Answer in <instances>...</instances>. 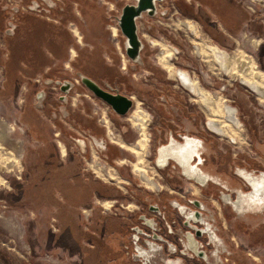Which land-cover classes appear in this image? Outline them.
<instances>
[{"label": "rangeland", "instance_id": "obj_1", "mask_svg": "<svg viewBox=\"0 0 264 264\" xmlns=\"http://www.w3.org/2000/svg\"><path fill=\"white\" fill-rule=\"evenodd\" d=\"M170 1L166 0L167 3ZM214 1L218 6L227 8L231 16L237 15L240 21L243 19L236 34L217 33L231 47L222 46L233 55L232 66L237 64V57L243 60L245 56H250L252 62L264 71V0ZM57 2L65 5L58 6ZM89 2L0 0V253L12 264H80L82 258L84 261L81 264H96L99 257L96 252L101 251L99 243L110 240L109 236H113L116 231V236L124 237L128 233L126 227L130 223V215L142 211V202L147 201L146 197L149 202L162 195L165 204L172 200L184 202L194 196L205 200L206 196L198 193L200 188L183 173L175 160L158 164V148L167 144L168 129L178 141L181 140L180 133L189 136L186 140L189 139L191 144L199 145L197 139H200V154L203 158L200 167L209 171V164L217 166L218 162L223 168L212 170L218 182L221 176L225 178V171L233 175L237 166L264 169V107L259 105L256 96L236 82L227 81V78L218 74L214 65L193 54L194 37L175 20L176 17L191 19L181 16L173 6L164 3L158 4L155 15L147 19L148 23L138 18L137 33L142 48L140 62L135 63L125 54V37L118 26L123 6L133 4L134 0ZM46 5L52 6L50 10H68L69 40L75 44L70 49L73 56L69 52L65 54V50L67 58L64 65L58 63L54 68L50 66V61H46L48 50L43 49L46 48L45 37L34 32V26L47 27L45 22L56 20L45 12ZM80 6H83L81 11ZM205 17L208 20L218 18L211 11L204 12ZM75 21L79 24L73 23ZM197 22L202 39L213 41L204 28L206 26ZM17 26H30L28 31L31 30L32 34L25 37L32 39L33 43L22 44L17 41L14 45L10 33ZM3 29L8 32H3ZM244 32L248 37L253 35L258 39L256 51H253L250 42L246 47L241 45ZM153 38L161 39L159 41L166 51L170 50L169 46L176 47L179 55L174 57L175 65L202 76L203 85L213 90L225 85L224 95L228 96L225 98L238 108L239 117L245 125L248 145L232 147L202 128L203 107L199 101L191 106V98L172 85L168 68L157 63L159 46L148 44V40ZM21 50L25 52L23 55ZM37 50L43 53L42 59L45 61L42 65L37 68L34 63L32 68L21 66L22 60ZM61 50L64 52L63 47ZM105 58L113 61L110 68L123 77L119 79L120 83L118 81L108 87L130 96L135 101L134 106L142 104L155 115L151 125V152L144 160L140 153L131 149L137 140L138 131L128 117L119 116L85 86V89L81 87L83 85L78 73L99 70L98 65L104 64ZM103 71L105 69L102 68L100 74ZM69 76L81 88L74 87L69 100L57 102L55 99L61 93L57 85L61 84L56 81L62 83L65 81L62 79H69ZM47 92L49 98L39 100L38 96L43 98ZM163 94L171 104L159 103V97ZM66 112L68 114L64 117L62 114ZM102 117L105 118L106 126H111L118 137L121 136L117 143H110L105 126L98 124ZM95 139L103 140L107 148L96 145ZM109 146L113 147V153H110ZM196 151L199 153V149ZM11 159L14 163L8 167ZM94 161L108 167L113 179L105 178L101 171L99 174L96 166H93ZM139 164H143L140 169L144 170L145 176L153 179L155 188H147L142 183L134 171L139 169ZM79 175L80 206L76 205L77 202L67 203L73 194H68L71 192L70 186L79 185L76 182ZM207 176V180L212 179L210 175ZM159 187L161 190L157 191ZM207 187L212 189L213 185L208 183ZM207 187L202 185L201 188L206 190ZM111 202H114V208ZM215 203L220 209V204ZM167 211L169 215L175 213L169 206ZM121 215L124 218H120ZM113 219L116 220L115 226L110 232L106 224L108 226ZM84 227L90 233L87 236L82 231ZM231 242L239 243L236 239ZM260 243L259 240L244 242L245 250L250 254L245 256L250 264L258 260L264 262V245ZM118 247L125 257L129 255L128 249L125 250L121 245ZM134 261L129 259L128 263L141 264L140 261Z\"/></svg>", "mask_w": 264, "mask_h": 264}, {"label": "flooded vegetation", "instance_id": "obj_2", "mask_svg": "<svg viewBox=\"0 0 264 264\" xmlns=\"http://www.w3.org/2000/svg\"><path fill=\"white\" fill-rule=\"evenodd\" d=\"M164 1L166 0L155 1V7L158 4L161 5L160 3ZM135 3L136 0L133 4ZM49 7H46V13H50ZM165 8L167 9V7ZM60 10L63 11L64 9ZM4 32L7 33L8 30L5 29ZM12 38L13 36H11ZM253 38L254 43H251V47L255 50L258 46V39ZM217 50H219L218 47ZM33 52L30 53L31 56H29L28 61L34 63V66H41L45 61L42 59L43 53L40 50ZM24 53V50H21V54ZM70 56H73L72 51ZM122 67H125L124 63ZM224 71L228 73V71ZM257 72L264 73L259 70ZM119 79H123L122 75L114 73L112 76L107 74L104 78H94V81L102 89L112 91L108 85L114 86ZM64 80H71L73 83L70 85L69 92L65 95L66 100L70 99V93L74 87H82L83 89L86 87L84 84H82L83 86L78 84L71 76H69V79H62V81ZM57 86L61 91V85ZM197 92L199 93V89H197ZM258 94V98L264 100V95ZM62 96H64V93L61 91L55 100L58 102L59 97ZM45 98H49V92H47V95L45 94ZM159 101L169 104L164 94L159 97ZM203 101L209 108L211 99L208 97L204 98ZM78 120H80L79 117ZM89 123L90 121L87 124ZM216 130L222 132L219 128ZM103 134L105 135L104 131ZM183 134L180 133L181 138L185 136ZM171 137L174 138L173 134H171ZM169 138L170 136L167 139ZM78 140L83 145V142L80 139ZM95 142L96 145L99 144L96 139ZM187 144H191L190 140L179 145L172 142L169 146L163 147L181 150ZM105 148H107V145H105ZM111 148L113 147H108L110 153H113ZM61 151H63L62 148ZM185 157L188 158V154ZM190 157L191 160L188 165L183 162L178 164L184 172L196 178L198 182L189 177L193 180L195 186L197 185L200 188L198 193L206 196L205 200L194 196L187 198L184 202L172 200L165 204L162 195L149 202L146 197L147 201L142 202V211L130 215V223L126 227L128 233L124 237L114 234L109 236L110 240L99 243L101 251L97 250L96 252L99 253L96 264H130L128 263L129 259L135 260L136 263L140 261L141 264H250L245 256V254H250L246 252L244 242L259 240L264 245V169L260 167L249 169L246 166L236 165L233 175L225 171V178L221 176L220 182H218V179H215L212 175V170L215 171L221 168L218 162H216L217 166L210 163L209 171H207L202 170L200 167L201 164L203 165L202 157H197V163L193 160L195 155L191 154ZM166 162L162 161L159 164L162 165ZM143 171L138 174L142 183L147 188H155L156 185H154L153 179L145 176ZM186 173L185 175L188 176ZM207 175H210L212 179L207 180ZM208 183L213 185L212 189H208ZM202 185H206V190L201 188ZM156 190L160 191L161 187ZM215 201L220 204V209ZM168 206L174 209V214L169 215ZM85 213L88 214V212ZM102 227L103 229L106 228ZM235 239L238 240V244L231 242ZM118 245L123 246L125 250L128 249L129 255L125 257L122 251V253L119 252L121 249ZM83 261L84 258H82V261L80 260V264ZM0 264L12 263H9L0 253ZM254 264H258V261Z\"/></svg>", "mask_w": 264, "mask_h": 264}, {"label": "bare ground", "instance_id": "obj_3", "mask_svg": "<svg viewBox=\"0 0 264 264\" xmlns=\"http://www.w3.org/2000/svg\"><path fill=\"white\" fill-rule=\"evenodd\" d=\"M175 20L177 21L178 25L186 28L189 31V34H191L194 37L195 42L192 43L193 44L192 50H193V54L195 56H197L202 61L204 60V61L209 62L210 65L211 64L214 65L216 67V69H218V71H220L224 75H229V76H233V77L237 76L239 79L242 80L243 85H241V86L244 87L245 89L252 88L253 92L256 94L255 96L259 100V104L264 106V100H262L261 98H258V95H259L258 93L264 95V75L263 76L261 75L264 73L257 72L258 70L259 71H263V70L259 69V67L256 63L253 64L252 58L250 56H245V59H243L241 57L243 60H241L240 58H238L236 56L237 57V59H236L237 64L235 63L234 66H232L233 63H232L231 59L233 58V55L231 54V52H229L226 48L218 45L214 41H207V40L202 39V36L199 34L200 32L198 31L197 25L194 21H191L188 19H181L180 17H176ZM253 37L254 36L248 37L246 34L242 35L241 45L243 47H246L247 42H250L253 44L254 43ZM153 45H157L161 49L156 56L157 63L159 65H161L162 67H165V68L167 67L168 68L167 70L170 71V75L173 76L175 71H176V68H177V67H174V64L172 63V61L174 60L173 48H175V47L171 46L172 49H170L168 47L170 50L166 51V49L163 47L164 45L162 44V42L158 43V41H153ZM217 47L220 51L217 50ZM171 57H172V59H171ZM221 68H223V69L225 68L224 70L228 71V73L225 72ZM178 74L181 76L183 84H185L188 89H191L195 93V95H193L192 97L199 100V103L205 105L203 99L208 98V97L211 99V102L209 104L210 107L208 108V106H206V105L204 107L205 112L207 113V116L209 117L210 122H214L216 117H220L221 115L223 116L224 111H226L225 108L228 107V105H229L228 102H226L224 100L215 101V100H213V98L211 96L205 94L203 89L200 87V85L198 83H193L190 81L189 74L186 70L180 69L178 71ZM188 89H187V91H188ZM197 89H199L200 94L197 92ZM254 93H252V94H254ZM132 106H133V98H132ZM139 106L140 105H136L135 110L132 112V116H131V122L136 126V128L138 130L137 140L135 141V144L131 145V149L134 152L140 153L141 157L144 160V158L146 156H148V154L150 153V151L148 149L149 146L147 144V138L145 137V134L147 131V129H146L147 123L146 122L149 120L150 115L146 114V112L144 110L139 109ZM131 108L129 109V111L131 110ZM150 112H149V114H151V113L153 114V112H151V113ZM153 123H154V121H153ZM101 124L103 126H105V128H106V134L108 136V141L110 143H117L121 136L118 137V134L113 130V128L111 126H106V122H105L104 117H102V123ZM216 129H218V128H216ZM139 133L144 137L141 138L139 136ZM218 133H221V132H218ZM232 136L237 137L240 140H244V137H242L239 132L234 131V134H232ZM186 137H189V136L185 135L184 138L181 139L180 141H176L175 139L173 140V138L171 137L172 138L171 142H174V144H181L185 141H189V139L186 140ZM197 140L199 143H201L199 138ZM97 141L99 143L98 146L100 145V147H105L103 141H101V140H97ZM169 145H166V146H169ZM197 149H200V144L198 145L197 143H192L190 145L187 144L181 150H178V149L173 150L172 148L170 149V147L166 148V147L160 146L158 149L159 155L157 156L158 157L157 162L159 164L162 161H167V160H170L172 158L173 160H175L179 164L183 162L185 165L186 164L188 165V163L191 160L190 155L191 154L195 155V151ZM199 153H200V151H199ZM199 153H198V151H196L197 156L195 155V157H193V160L197 161V157H199V156L201 157V154H199ZM187 154L189 156L188 157L189 159L185 157ZM11 160L12 161H9V163H11V164L8 167H10L14 163V160L13 159H11ZM178 161H180V162H178ZM142 165L141 164L137 165V167L139 169L136 168L134 170L137 174L141 173L142 170L140 169V167H142ZM159 165H161V164H159ZM93 166H96L98 173L101 171L105 178H108L111 180L113 179L111 170L108 167H106L105 165H103L102 163H98L97 161H94ZM99 174H101V173H99ZM186 174L191 176L189 173H186ZM194 179L196 180V178H194ZM113 203L114 202H111L110 204L112 205Z\"/></svg>", "mask_w": 264, "mask_h": 264}, {"label": "crops", "instance_id": "obj_4", "mask_svg": "<svg viewBox=\"0 0 264 264\" xmlns=\"http://www.w3.org/2000/svg\"><path fill=\"white\" fill-rule=\"evenodd\" d=\"M87 1L89 2L90 0H80V2L82 4H84ZM57 3H58L57 4L58 6L59 5L60 6H64L65 5V4H62V2H57ZM162 3H164L165 5L169 4L170 6H173L174 8L176 7L177 8V12L183 17L189 18L192 21H195L196 23H198L197 22V20H198L201 24L206 26L204 28L208 32L209 37L214 42H216L220 46H225L228 49L231 48V47H229L227 43H224L225 41H222L217 36V33L232 36L233 34H236L238 32V30L240 28V24H241V22L243 20L242 19L240 21V19L237 18V15H236V17L231 16L228 13V11L226 10L227 8L225 9V7L222 8L221 6H218L215 3L214 0H211V1H207V0H172V2L170 1L169 3H167L166 1H164ZM82 8H83V6H80V11L82 10ZM61 9H63V8H61ZM210 11L213 12L215 16L217 15L218 18L217 19H212L211 18L210 20L206 19V17L204 18V12L209 13ZM48 14L50 16L56 18V20L53 19L55 21L45 22L47 27L39 28L37 25H36V27L34 26V32H35V34H38L40 36L43 35L45 37L46 48H43V49H47L48 50L47 56L45 54V57L47 59L46 61H50L51 62L50 66H52V68H54L55 66L58 65V63H61L62 65H64L63 62L67 58L64 55L65 50H66L65 54H68V52L70 53L71 46L73 48V41L69 40V34H68L69 33L68 32L69 27L67 25L68 24V19H69V18L67 19L68 10L67 9H64L63 11H61V10L60 11L59 10L58 11L57 10H50V13H48ZM74 14H75V17H76V20H77L78 18L76 16V13H74ZM147 15H148L147 13H142V15L140 17H138V18H140V20L142 19L144 23H148L149 17H152V16H150V15L147 16ZM138 18H136L137 27H138V20H137ZM40 21H42V20H40ZM73 23H75L76 25L79 24L77 21H75ZM243 25H244V23H243ZM29 27L17 26L10 33V35L13 36V38L11 40L14 42V45L16 44L17 41H19L22 44H24V42L25 43H29V42L33 43L32 39L25 37V35L32 34L31 30L28 31ZM3 32H4V29H3ZM243 34H247V33L244 32ZM70 43H72V45H70ZM62 47L64 48V52H62V50H61ZM253 51H256V49L253 50ZM59 52L61 53V55H60ZM10 56H11V53L8 54L7 59ZM49 56L51 57L50 59L48 58ZM29 58L30 57L25 59L26 61L22 60L21 66L27 67V68H32L33 64L31 63V61H28ZM67 61H69V60L67 59ZM97 62H99V60H97ZM103 62H104V64L102 63V65L99 63V65H98L99 66V68H98L99 70H91L89 72L84 71V72H80V74L86 75V76H88V77H90L91 79L94 80V78H97V79L104 78L105 76H107V74H111V76H112L114 73H117L116 70L113 71L110 68V65H113L112 64L113 63L112 60H108V59L105 58V60ZM120 67L121 66H119V68ZM36 68H37V66H36ZM102 68L105 69V71L102 72L103 74H100V70ZM39 97H40L39 100L44 99L45 98V94H44L43 98H42V96H39ZM59 100H61L60 97H59ZM159 103L160 104H164V103H161V102H159ZM169 104H171V103H169ZM50 113L53 116V112L50 111ZM67 114L68 113L66 112V113H63L62 115L65 117ZM71 114H73L72 111H71ZM79 116H80V113H78L77 117H79ZM93 123H94V121L92 122V124ZM155 128H157V127H155ZM167 134H168V136L173 134L171 129H168V133ZM76 182L79 185H77L75 187L74 184H73L72 186H70V189H71L70 191L71 192H68V194L69 193H73L72 195H70L71 198H69V196L67 194V197L69 199H72V200L76 199V201H69V199H67V203L70 204L72 202L71 204H73V202H77L76 205L80 206V175H79L78 178H76ZM260 209H262V208H260ZM119 217L120 218H124L123 215H121ZM111 221L108 224V226L106 224V227H107V229L110 230V232H113V226H115L114 221H116V220L113 219ZM81 229H83V228H81ZM84 229L82 230V231L85 232L84 234L86 236L89 235L90 233L88 232L87 227H84ZM117 232L118 231H116L114 233L116 234ZM70 237L73 239V237L71 235H70ZM258 261H261V260H258ZM263 263L264 262H262V261L258 262V264H263Z\"/></svg>", "mask_w": 264, "mask_h": 264}, {"label": "built area", "instance_id": "obj_5", "mask_svg": "<svg viewBox=\"0 0 264 264\" xmlns=\"http://www.w3.org/2000/svg\"><path fill=\"white\" fill-rule=\"evenodd\" d=\"M159 40H161V39H158V40H156L154 38L151 40L149 39L148 44L150 46L157 47V45H153V41H158V43H160L161 41H159ZM169 47H170V49H172L171 46H169ZM192 47H193V44H192ZM160 50L161 49L159 47V51ZM173 50H174V54H173L174 57L176 55H179V50L176 47L173 48ZM171 59H172V57H171ZM172 63L174 64V67H177L174 75L173 76L171 75L172 76V79H171L172 85L175 88H177L178 90H180V92H184L185 94H187V96H189L191 98V101H190L191 106L196 105L197 101H199V100L192 97L193 95H195V93L191 89H188L185 84H183L181 76L178 74V71L180 69L186 70L189 74L190 81L193 83H198L200 85V87L203 89L204 93L211 96L213 98V100H215V101L224 100V101L229 103L228 107L225 108V110L227 112L224 111L223 116L221 115L220 117H216L214 122H210L209 117L207 116V113L205 112V108H204L205 105L198 102L203 107V110H204V111H202L203 115H204V118L201 121L202 122V128L208 134L215 136L221 140L226 141V143L232 147L237 148V146H239V145H248L249 142H248L246 132H245V125H244V122H242L240 117H239L238 108L233 104V102L231 103L225 98L227 96V94L224 95L225 85H222L219 89H216V90L210 89L207 85H203V82L201 79L202 76H200L199 74H197L195 72H192L191 70H189L187 68L175 65L176 63H174V60L172 61ZM216 70L218 71V69H216ZM218 74L220 76L227 78V81H228V79H230V81H232L233 83L236 82L240 86L243 85L242 80L239 79L237 76L233 77V76H229V75H224L220 71H218ZM187 89H188V91H187ZM248 89H246L248 93H250L251 95H254V96L256 95L253 92L252 88H250L249 90ZM252 93H254V94H252ZM227 98H228V96H227ZM134 103H135V101L133 100V106H134ZM259 105L261 107H264L261 104H259ZM133 106H132L131 110L125 115V117H128V119L130 120L131 125L133 124L131 122L132 112L134 111V109L136 107V106H134V107ZM139 109L144 110L146 112V114L150 115L149 120L146 122L147 123V126H146L147 131H146L145 137L147 138V144L149 146L148 149L151 152L150 149H151V145L153 142L151 125L153 124V121L155 120V115L152 114L150 112V110L147 107L143 106L142 104H140ZM149 112L151 114H149ZM99 122L102 123V118L101 119L99 118ZM133 126L137 130V128L134 124H133ZM216 128H219L220 130H222V132L218 133ZM233 130L235 132H239L241 134V136L244 137V140H240L239 138L232 136V134H234ZM139 136L141 138L144 137L140 133H139Z\"/></svg>", "mask_w": 264, "mask_h": 264}, {"label": "water", "instance_id": "obj_6", "mask_svg": "<svg viewBox=\"0 0 264 264\" xmlns=\"http://www.w3.org/2000/svg\"><path fill=\"white\" fill-rule=\"evenodd\" d=\"M155 1H162V0H136L135 4H126L123 6L121 10V14L118 18L119 29L122 35L125 37V43H124L125 54L130 60H132L135 63L140 62V51L142 48V42L137 33L136 18L140 17L143 12H146L150 16H154L156 9ZM78 75L81 83L84 84L86 88L95 97L106 103L116 114L124 116L132 107L131 98H129L126 95L120 94L118 92V89H113V92L104 90L90 77L80 73H78ZM56 82L58 84L59 83L61 84L60 81H56ZM70 85H72V82L69 80H65L64 82H62L60 89L64 93V96L61 97V100L64 101L66 100L65 95L69 92ZM39 96L38 98L40 99ZM183 138L184 137H182L181 139ZM171 139L172 138L170 135V138L168 139L166 145L172 143ZM174 139L175 138H173V140ZM175 140L178 141L177 139ZM166 145H161V146H166ZM200 148H201V143H200ZM157 155H159V150ZM188 177L191 178L192 176L188 175Z\"/></svg>", "mask_w": 264, "mask_h": 264}]
</instances>
